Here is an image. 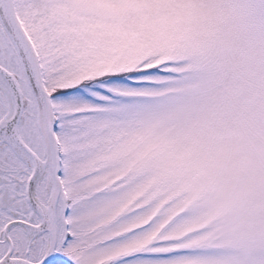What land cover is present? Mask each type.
Wrapping results in <instances>:
<instances>
[{
    "label": "snow or ice",
    "instance_id": "obj_1",
    "mask_svg": "<svg viewBox=\"0 0 264 264\" xmlns=\"http://www.w3.org/2000/svg\"><path fill=\"white\" fill-rule=\"evenodd\" d=\"M0 264H264V0H0Z\"/></svg>",
    "mask_w": 264,
    "mask_h": 264
}]
</instances>
